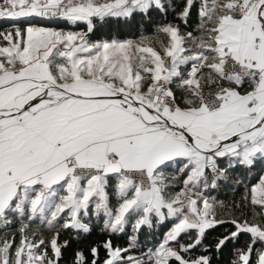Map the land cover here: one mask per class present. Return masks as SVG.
<instances>
[{
  "label": "snow or ice",
  "instance_id": "snow-or-ice-1",
  "mask_svg": "<svg viewBox=\"0 0 264 264\" xmlns=\"http://www.w3.org/2000/svg\"><path fill=\"white\" fill-rule=\"evenodd\" d=\"M0 264H264V0H0Z\"/></svg>",
  "mask_w": 264,
  "mask_h": 264
},
{
  "label": "trees",
  "instance_id": "trees-1",
  "mask_svg": "<svg viewBox=\"0 0 264 264\" xmlns=\"http://www.w3.org/2000/svg\"><path fill=\"white\" fill-rule=\"evenodd\" d=\"M98 239H102V237L93 234L92 236H90L88 238V240L84 244H81V247H85V249H86L87 243H90V242L95 241V240H98Z\"/></svg>",
  "mask_w": 264,
  "mask_h": 264
}]
</instances>
